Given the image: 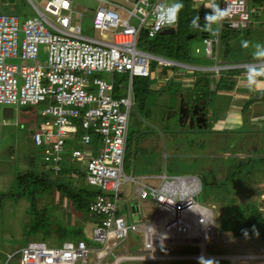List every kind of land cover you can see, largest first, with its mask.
Returning <instances> with one entry per match:
<instances>
[{
	"label": "rangeland",
	"instance_id": "rangeland-1",
	"mask_svg": "<svg viewBox=\"0 0 264 264\" xmlns=\"http://www.w3.org/2000/svg\"><path fill=\"white\" fill-rule=\"evenodd\" d=\"M46 1L35 0L40 9H43ZM163 1L167 4H183V7L178 12V23L171 27L174 32L171 34H159L157 38H148L141 31L137 36L136 47L155 56L181 61L188 65L204 66L205 68L193 69L176 64L162 66L151 58L150 76H135L133 78L131 84L133 106L129 112L123 172L125 176L133 177L136 181L128 178L121 179L117 207L119 213L125 217L128 223L140 224L143 221L144 214L147 215L146 221L152 223L157 206L150 195L146 198H140L138 193H136V188L139 186V181H141L142 177H145V183L154 187L157 186L159 178L156 176L157 179H155L151 176L155 175L154 173L166 171L168 175H185L193 179L197 186L198 193L196 194L199 195L196 197V194H192V197L188 196L183 200L184 202H198L208 210L207 212L205 211L207 214L202 213L199 217V229H197L200 233L199 236L194 238L183 237L179 239L181 242L175 243H171L172 240L168 239V244L158 246V254L170 258L126 260L120 264H230V260L224 257L235 255L249 257L242 258L235 264H264V243L259 238L233 237L230 233L222 232L219 229L220 221L224 218L227 211H232L233 213L239 207L249 204H254L264 209V165L260 168L261 171L249 174L248 170L250 167H243L247 164L250 157L255 158L259 153L258 151L264 150V126L258 120H264V116L257 118L260 115V111L264 109L260 110L253 104V102L258 101L254 98L252 103H250L251 105H247L246 110L243 111L241 119H234V117L228 116L229 112L224 107L228 97L224 94H218L216 91L214 85H221L222 81L220 82L218 78L215 79L213 73H216L215 70L219 67H206L212 63V60L206 54L205 44L201 35V32L209 25L202 23L201 28H199L197 16H195V9L200 8V4L206 2V9L202 11L205 14H212L210 25L215 26L216 16L214 11L212 12L211 4L214 0ZM117 2L125 4L124 0H117ZM73 4L76 6V12H82L84 15L80 21L82 34L101 38L99 30L92 27L89 18L98 2L96 0H73ZM247 6L249 10H252L249 27L246 31L243 29L229 31V33L239 32L249 44L242 45L241 41L237 42L232 49L234 53L233 61L245 60L247 57L246 53L254 57L253 50H256L262 56V60H264V0H247ZM84 7L89 8V10L83 11ZM15 10L16 13L19 10L23 11L25 17L35 14V11L28 3L22 0H18ZM193 16H195L194 20L196 19L197 22L195 25H193ZM75 17L77 18L76 13L73 14V23H78L79 19ZM131 23L135 24L136 19L132 18ZM106 33L110 40L109 32ZM258 36H261V38H258ZM258 42L262 43V45H257ZM213 47H215V44H213ZM178 50L182 53V56H180L181 54L176 55ZM218 50L219 53L223 52L222 43H220ZM46 56L47 46L40 45L39 60L44 61ZM260 56L259 58H261ZM177 69H181L182 72L180 71L179 73L178 71L177 73ZM233 69L230 71L239 72L247 76L257 71L264 73V65L256 67L243 66ZM228 70L220 69L219 71L227 72ZM221 72L216 73V75H220ZM165 75L168 77L167 80ZM175 75L180 78L179 81L174 78ZM93 76L107 80L112 79L114 96L127 95V90L130 89L127 73H114L111 75L105 72H96L89 78ZM173 78L174 80H172ZM203 80H206L210 87L212 86L213 88L211 87L210 90V87L206 86ZM196 81H201L199 84L202 85L203 89L199 85H195ZM258 85L264 86V84ZM197 86L205 92L203 93L202 91L200 97H204L203 99L206 97V104L208 105L206 109L207 124L201 129H194V127L187 126V124H181L174 113L180 104L181 95H184L185 99H191L189 100L190 103L193 100L201 99L198 97L199 92H196L195 89L193 91V88ZM218 99H220V102ZM262 102L264 103V100ZM44 105V103H38L15 107L14 116L10 119H2L0 115V194H3V192L8 194L10 192L18 193L15 178L18 171H21V165L26 158H32V170L46 174L49 179L54 180L53 174L43 161L41 149L33 145L30 137L35 125L42 121L39 112ZM2 107L0 105V110ZM238 121L239 123L236 124ZM28 124L31 128L29 129L27 126L26 128L28 129L24 130L23 127L25 128ZM223 128H250L251 133L254 134V139L250 143L248 142L249 144L241 140L238 141L236 138L240 137L241 133H237V131L233 132L234 134L230 133L224 139L223 135H220L221 132L217 131ZM168 129L169 131L166 132ZM250 137H252L251 134ZM256 137L260 138V140H257ZM75 146L77 145L70 144L65 146L62 152L63 165H66V161L68 164V156L66 155L68 150ZM228 157H239L240 159ZM27 160H25L26 167L28 166ZM232 160H235L236 164L242 165V172L238 175L243 180L237 186L225 189L221 194L219 191L222 188L208 187L207 196H203L205 191L204 178L209 180V182L223 180L224 176L228 175V172H226L227 166L229 167ZM223 162L227 165H222ZM252 166L254 167L253 170H258L260 164L254 163ZM193 167L202 168V172H207L206 174H199L201 180L198 174L196 175L194 172H190L191 174L182 173ZM72 168L74 169L73 166ZM64 177L66 180L70 178L69 180L77 187L83 186L88 190L94 189L93 186L88 185L79 177L77 179L70 177L68 172ZM200 181L203 185L202 190ZM33 195L35 196V205L33 207L30 205L31 199L28 196L16 198L15 196H0V248L5 239L16 246H22L30 240L38 239L41 231L31 230L29 232L27 231V226L34 220L39 219H37V215L33 217L32 213L38 212L37 210L45 206L47 207L46 214L51 226L56 223L77 226L79 224L83 225L84 221H86L84 219L85 215L74 209L73 204L65 196L59 194L57 189L47 188L42 192L37 189ZM132 203H136L139 208L138 212H132L130 209ZM200 208L201 206L198 205L199 210ZM91 227L92 221L86 222L83 225L84 234L77 236L89 240L92 233ZM43 228L47 231L49 230L47 222L44 223ZM175 229L180 230V228ZM73 233L71 230H66L67 237H76ZM53 237V240L49 241V243L53 245L59 244V238L55 234ZM138 237L139 239L137 240L136 236L131 234L114 248L113 253L127 252L132 255H149V252L143 248L142 236L138 234ZM72 240L75 239L72 238ZM204 248L207 253L206 256L209 258L200 256ZM17 257L18 255L8 259V257L5 258L2 255L0 264H15Z\"/></svg>",
	"mask_w": 264,
	"mask_h": 264
},
{
	"label": "built area",
	"instance_id": "built-area-1",
	"mask_svg": "<svg viewBox=\"0 0 264 264\" xmlns=\"http://www.w3.org/2000/svg\"><path fill=\"white\" fill-rule=\"evenodd\" d=\"M96 1L98 5L90 20L101 38L83 35L80 22L73 23L76 11L72 0H47L42 10L34 4L37 14L22 22L16 14L0 13V105L14 109L44 103L39 112L42 121L30 136L33 145L41 149L47 168L59 180L65 167H69L70 177L82 176L97 190L87 203V216L96 217L92 221L91 242L66 239L53 245L48 241H29L18 250L20 264H119L135 259H165L158 254V246L168 244V239L171 243L181 242L179 239L184 236L177 237L175 229L168 233L164 229L176 224L184 230L194 221L190 215L198 221L202 215L198 202L183 200L198 193L195 181L165 172L157 176V186L145 183L142 177L136 188L140 198L150 195L157 206L152 223H128L118 211L121 179L136 181L123 172L133 78L150 76L151 58L162 66L199 67L153 56L136 47L141 31L153 38L163 28L178 23V13L169 11L174 4L163 0H124L125 4L117 0ZM211 4L216 24L206 27L202 36L208 56L213 54L220 30H246L252 11L247 0H214ZM77 17L80 21L82 13H77ZM132 18L136 19L135 24L131 23ZM40 45L47 46L44 61L39 60ZM212 67H219L216 73L225 68L218 64ZM96 72L127 73V95H113L112 79L89 78ZM68 144L77 146L68 150V164L66 161L63 165L62 152ZM200 206L207 212L206 207ZM185 211L189 212L190 224L181 216ZM173 214L175 219L165 223ZM198 224L197 235L193 233L191 238L200 235ZM131 234L142 236L143 248L149 255L113 253ZM107 256L112 259L105 260Z\"/></svg>",
	"mask_w": 264,
	"mask_h": 264
},
{
	"label": "trees",
	"instance_id": "trees-1",
	"mask_svg": "<svg viewBox=\"0 0 264 264\" xmlns=\"http://www.w3.org/2000/svg\"><path fill=\"white\" fill-rule=\"evenodd\" d=\"M195 16H198L199 14H202L201 11H199L198 9H195ZM193 16V25H195L196 19L194 20ZM226 29V31H238V30H234V29H229L227 27H224ZM225 31V30H224ZM223 31V32H224ZM222 32V33H223ZM144 33V32H142ZM145 34V33H144ZM230 34V33H229ZM239 32H235L230 34V36H225V34H222L221 36H219V40H218V48H219V44L222 41V44L224 45V51L225 54H228V59L232 60L234 53L231 55V53L233 52V47L237 44V36H238ZM159 35V33L153 37V38H157ZM225 37H227V40H224ZM226 42V43H225ZM181 54V55H180ZM176 55H180L182 56V53L179 52V50L176 52ZM232 57V58H230ZM226 69V68H223ZM234 70V69H233ZM221 72V71H219ZM235 74L239 73V72H235L233 71ZM231 72L230 70L223 71L221 72L222 74L226 73L228 76V79H225V77H220L219 81L221 83V86L223 88L227 87L230 88L231 85L227 84V86H224L226 82H228L229 80H231ZM223 76V75H222ZM262 78L264 79V74H262ZM234 79V78H233ZM227 80V81H226ZM205 81V85L208 86V83ZM201 81H197V85H199L202 88V85H200ZM197 87H195L194 89L196 90V92H199V96L202 95V91L201 89H197ZM203 93H205L203 91ZM201 99L202 96L200 97ZM198 99V100H201ZM206 99V97H205ZM185 101H188L189 99H184ZM253 100V98H252ZM251 100V102H252ZM194 101V100H193ZM196 101V100H195ZM250 102V103H251ZM207 114V112H206ZM207 118V115H206ZM164 119V117H163ZM195 129V128H194ZM199 129V128H196ZM201 129V128H200ZM236 129V130H235ZM230 130V132H229ZM168 130H166V132H168ZM218 132H221L220 135H223L224 139L226 138L227 135L234 134L233 132L237 131V133H241L240 137L236 138V140L238 141H242L245 143H250V141L252 139H254V134L251 133L250 128H224L222 130L218 129ZM228 131V132H227ZM250 134L252 135V137H250ZM257 138V137H256ZM257 140H260V138H257ZM248 143V144H249ZM259 153L255 156V158L250 157L249 160L247 161V164L243 167L249 166V170H248V174L249 173H256V171L259 172V170L261 171V167L262 165H264V150L258 151ZM263 152V154H261ZM125 155V154H124ZM235 156V155H234ZM228 158H232V159H240L239 157H228ZM252 161V162H251ZM252 163V164H251ZM254 163H258L260 164L259 169L258 170H253V164ZM222 165H227L226 163H222ZM242 165L240 164H236L235 160H232L229 164V167L227 166V170L226 172H228V175L224 176L223 180H216V181H211L209 182V180L204 178V184H205V191L203 196H207V190L208 187L209 188H222L220 192L223 193L225 189L230 188V187H234L237 186L239 184L240 181L243 180L242 177H239V173L242 172ZM202 168L200 169L198 167L195 168H191V169H187L185 172H182L184 174H191V173H195L196 175L201 173L206 174L207 172H202L201 171ZM69 171V167H65L64 171L62 172V174H66ZM201 171V172H200ZM166 172V171H165ZM191 172V173H190ZM159 173V172H158ZM158 173H154L155 175ZM180 174V173H177ZM247 174V175H248ZM152 175V176H155ZM246 176V175H245ZM54 179V178H53ZM70 179V178H69ZM69 179H65L63 180V177L59 180L57 179H49L46 174L44 175L43 173H38L35 172L34 170L30 169L29 171H27L26 173H20L17 174V178H16V185H17V190L18 193H12L10 192L8 193H4L0 194V196L6 197V196H15L16 197H25L28 196L30 197L31 201H30V205L33 207L35 205V196L33 195L35 193V190L39 189L41 192L44 189L47 188H54L57 189L59 191V194L65 196L72 204L74 209H77L79 211L80 214L85 215V220L84 224H86V222H90V221H95L96 217L93 218H89L87 216V203L91 200V196L97 191L95 189L93 190H88L85 189L83 186L82 187H77L75 186L72 181H70ZM82 179V176H81ZM200 179V176H199ZM83 180V179H82ZM201 180V179H200ZM201 183V181H200ZM203 188V185L201 183V190ZM249 189V188H246ZM201 192V191H200ZM6 196H5V195ZM199 194H197L198 196ZM31 207V208H32ZM37 210V209H36ZM46 210L47 207H42L39 210H37L38 212H33L32 215L33 217H35V215H37V219L38 220H34L35 222H32L30 225L27 226V231L31 232V230L33 231H41V237L40 239L42 241H52L53 240V235L55 234V236H57L59 238V244L66 240V239H84L81 238L80 236L77 235H83L84 234V230H83V225L79 224L77 226H67V225H63L62 223H56L54 226H51L49 218L46 214ZM34 211V210H32ZM48 224L49 230H45L43 228L44 223ZM71 230L73 231V235L76 237H67L66 234V230ZM219 229L222 232H226V233H230L233 237H257L259 238L262 242H264V209L254 205V204H249L246 206H241L239 207L235 212L232 213V211H227V213L225 214L224 218L220 221L219 224ZM247 231V236L244 235V231ZM52 236V238H51ZM87 240V239H84ZM88 242H91V238H89V240H87Z\"/></svg>",
	"mask_w": 264,
	"mask_h": 264
},
{
	"label": "crops",
	"instance_id": "crops-1",
	"mask_svg": "<svg viewBox=\"0 0 264 264\" xmlns=\"http://www.w3.org/2000/svg\"><path fill=\"white\" fill-rule=\"evenodd\" d=\"M22 1H26L27 3H28V5L35 11V14H33L32 16H34V15H36L37 14V11H36V9L34 8V4H36L37 5V3L35 2V0H22ZM72 2H73V0H72ZM24 3V2H23ZM17 4H18V0H0V13H11V14H16L18 17H19V19H20V22H22L25 18H27V16L25 17L24 15H23V11H21V10H19V12H17L16 13V7H17ZM201 6H200V8L198 7L197 9L200 11L201 10V12H202V14H205L204 13V11H202L203 9H206V2H204V3H201L200 4ZM38 6V5H37ZM39 7V6H38ZM20 8V7H19ZM73 9H74V11H76V6L73 4ZM41 10H42V8H41ZM89 10V8H86V7H84L83 8V11H88ZM93 11H94V9H93ZM77 13H80V12H76V14ZM82 13V12H81ZM92 14H93V12H92ZM91 14V15H92ZM209 14H211V13H209ZM84 15H83V13H82V17H83ZM29 17H31V16H29ZM81 17V18H82ZM91 17V16H90ZM89 17V18H90ZM76 18V17H75ZM76 19H78V17L76 18ZM198 20V19H197ZM72 21H73V17H72ZM80 21H81V19H80ZM80 21H78V22H80ZM81 26V25H80ZM169 28H171V27H169ZM172 29V28H171ZM225 30V31H224ZM224 31V32H223ZM246 31V30H245ZM223 32V33H222ZM245 34H247L246 32H244ZM222 34H225V36H230V34L228 33V31H226V29L225 28H222L221 30H220V34H219V36H221ZM227 36V37H228ZM227 37H225V39L224 40H227ZM258 38H261V36H258ZM236 41L238 42H240L241 41V43H242V45H244V44H246L247 42H246V38L244 39L242 36H241V34L239 33L238 34V36H237V39H236ZM221 43H222V41H221ZM226 43V42H225ZM251 43V42H250ZM249 43H247V45H248ZM255 44H257V43H255ZM262 45V43H259L258 42V44L257 45ZM220 45V44H219ZM255 46V45H254ZM222 47H223V51H224V45L222 44ZM242 47V46H241ZM241 47H240V49H241ZM253 53H254V57L252 56L251 57V55L249 54V53H246V55H247V57L245 58V60H242V61H238V60H234L233 61V59L232 60H229L228 59V54H225V52H221V53H219V50H218V47H217V45H215V47H214V51H213V54H211V56H210V59L212 60V63L211 64H209V65H207L206 67H208V68H210L211 66H214V65H216V64H218V66H225V68L228 70H232L233 68H235V66L237 65L238 66V64L240 63V64H242L241 62H245V61H247V62H249V61H258V60H262V56H260V54L255 50H253ZM233 54V52L231 53V55ZM259 56L261 57V58H259ZM230 58H232V57H230ZM249 58V59H248ZM16 62H20V60L19 59H16L15 60ZM179 62V61H178ZM183 63V62H182ZM184 64V63H183ZM236 66V67H237ZM196 67H199V68H205L204 66H196ZM178 71H179V73H180V71L182 72V70L181 69H177V73H178ZM199 71H201V70H199ZM202 72V71H201ZM233 72V71H232ZM215 74V75H214ZM264 74V73H263ZM223 75V76H222ZM166 76V75H165ZM170 76H172L171 74H170ZM169 76V77H170ZM213 76H214V78L216 79V78H218V79H220V77H225V79H228V76H229V74L227 75L226 73H224V74H220V75H216V73H213ZM231 80H229L228 82H226L225 83V85L224 86H227V84H229V85H231L230 86V88H227V87H225V88H223L221 85H214L215 87H216V91H217V93L218 94H224L226 97H228V98H226L227 99V101H225V103H224V107H225V109H226V111H228L229 112V117H234V119L236 118V119H241V116H243V111L244 110H246V107H247V105H249L250 104V102H251V100H252V98H253V100H254V98H256L258 101H260V102H258L257 100V102H253V104H255L256 105V107L258 108V109H264V103L262 102L263 100H264V86L263 85H258V84H264V79L262 78V72H252L249 76H247V75H245V74H241V73H237V74H235L234 72L233 73H231ZM166 78H168L167 76H166ZM165 78V79H166ZM174 78H176V80H180V78L179 77H177L176 75H175V77ZM174 78L172 79V80H174ZM234 78V79H233ZM227 81V80H226ZM204 83H205V81H204ZM209 84V83H208ZM195 85H197V81H196V83H195ZM209 87H210V84L208 85ZM218 86V87H217ZM193 87H194V85H193ZM212 87V86H211ZM211 87H210V90H211ZM213 88V87H212ZM222 88V89H221ZM193 91H194V88H193ZM219 91V92H218ZM181 95V94H180ZM182 96V99L181 100H183L184 101V95H181ZM191 97H192V95H191ZM190 100V99H189ZM203 101H204V110L206 111V109L208 108V105L206 104V100H207V98L206 99H202ZM219 100V102H220V99H218ZM252 100V101H253ZM252 103V102H251ZM251 105V104H250ZM24 106H27V105H24ZM207 112V111H206ZM0 115H1V112H0ZM13 116H14V109H13ZM13 116H12V118H13ZM262 116H264V110H262V111H260V115H258L257 116V118H259V117H262ZM237 117H239V118H237ZM2 118V117H1ZM2 119H5V118H2ZM10 119V118H9ZM259 121H261L262 122V124H263V126H264V120H261V119H258ZM224 121H225V119H224ZM226 123V122H225ZM239 123V121L236 123V124H238ZM38 124V123H37ZM23 125H25V123H23ZM29 127V129L31 128V126L28 124V125H26L25 126V128L23 127V129L24 130H27L28 128H26V127ZM224 129V128H223ZM31 137V136H30ZM68 145H70V144H68ZM28 159V160H27ZM25 160H27L28 161V166L26 167L25 166ZM24 160V162L22 163V169H21V171H18V173L17 174H20V173H26L27 171H29L30 169H32V158H26ZM49 170V169H48ZM49 171H51V170H49ZM64 171V170H63ZM62 171V172H63ZM163 172H165V171H163ZM162 172V173H163ZM51 173L53 174V178L54 179H57L58 180V178H55L54 177V173L51 171ZM162 173H158V174H156L155 176H151L152 178H155V179H157L156 178V176H158L159 174H162ZM166 173V172H165ZM17 174H16V178H17ZM168 174V173H167ZM63 177V180H64V174H62L61 173V178ZM148 177V176H147ZM146 177V178H147ZM16 178H15V184H16ZM19 197V196H18ZM130 209L132 210V212H138V206L136 205V210H133L132 209V207L130 206ZM77 210V209H76ZM78 211V210H77ZM79 212V211H78ZM150 215V214H149ZM145 216V217H144ZM144 216H143V221L145 220L146 221V216L147 215H145L144 214ZM33 222H35V221H33ZM25 231V230H24ZM34 234V233H33ZM23 236V235H22ZM136 236V238H137V240L139 239V237H138V235H135ZM40 237H41V234L40 235H38V239H35V240H30V241H36V240H41L40 239ZM8 238V237H7ZM132 239V238H131ZM29 242V241H28ZM49 242V241H48ZM264 243V242H263ZM10 246H14V247H10ZM23 246V245H22ZM21 246H16L14 243H10V242H8L6 239H5V241L2 243V247L0 248V253H1V257H2V255H3V257L5 256V258L6 257H8V259H11V258H13V257H15V256H17L18 255V257L16 258V262H15V264H20V262H19V253H18V250H19V248H20ZM0 257V258H1ZM112 257V256H111ZM111 257H109V256H107L106 257V259L105 260H107V261H110L111 260ZM121 262H123V261H121ZM120 262V263H121ZM119 263V264H120Z\"/></svg>",
	"mask_w": 264,
	"mask_h": 264
},
{
	"label": "water",
	"instance_id": "water-1",
	"mask_svg": "<svg viewBox=\"0 0 264 264\" xmlns=\"http://www.w3.org/2000/svg\"><path fill=\"white\" fill-rule=\"evenodd\" d=\"M198 19V27L201 28L202 23H204L205 25H210L211 24V19H212V14H199L197 16ZM174 30L171 28H164L160 31V34H171L173 33ZM204 31L201 32V35L204 36ZM196 106H193V112L195 111ZM182 107L179 110V114L180 116L178 117V120H180L181 118V113H182ZM1 112V117L5 118V119H9L12 118L13 116V108L11 106H3L2 109L0 110ZM206 121L207 118L206 116L202 113L200 118H191V120L189 121V126L190 127H194V125H196L197 128H203L206 126ZM200 122V124H199ZM198 123V124H197ZM131 207L133 210H136V203H132Z\"/></svg>",
	"mask_w": 264,
	"mask_h": 264
},
{
	"label": "bare ground",
	"instance_id": "bare-ground-1",
	"mask_svg": "<svg viewBox=\"0 0 264 264\" xmlns=\"http://www.w3.org/2000/svg\"><path fill=\"white\" fill-rule=\"evenodd\" d=\"M199 211H200V214L205 213V210H203L202 207L200 208ZM174 213L176 214V212H174ZM187 215H189V212H187V211L182 212V214H181V216H183L184 219L187 220L189 224L192 222L191 219H193L194 221L192 222V224H194V225L191 224V226H189V228L184 227V230H182V228H180V230H176L175 228H179V227L176 224H174L169 229H164L163 228L164 231L166 233H168V231H171V230L175 229L177 231L176 232L177 237L178 236H182V237L184 236V237L191 238L193 236V233H194V236H195V234H196V231H195L196 230V224L198 223V220L195 219L191 215H190V218L191 219L190 218L188 219L187 218ZM174 219H175V215L173 214V216H171V217L169 216V217L166 218V222L165 223L172 222ZM206 254L207 253H206L205 248H204L200 256H202V257H208V256H206ZM167 258H170V257H167ZM224 258L230 260V264H235L238 260H240L242 258H249V257L235 255V256H225Z\"/></svg>",
	"mask_w": 264,
	"mask_h": 264
},
{
	"label": "flooded vegetation",
	"instance_id": "flooded-vegetation-1",
	"mask_svg": "<svg viewBox=\"0 0 264 264\" xmlns=\"http://www.w3.org/2000/svg\"><path fill=\"white\" fill-rule=\"evenodd\" d=\"M193 106H196L194 112H193ZM203 106H204V101L202 99L197 100V101L194 100L192 103H190L189 100L188 101L180 100V104L178 106V109L174 113L177 115V118H178L180 116L179 110L182 107V110H181L182 113H181V118H180L179 122L181 124H187V126H188L191 118H197V117L200 118L202 113L205 116L207 115ZM199 124H200V122H199ZM194 128H197L196 125H194Z\"/></svg>",
	"mask_w": 264,
	"mask_h": 264
},
{
	"label": "clouds",
	"instance_id": "clouds-1",
	"mask_svg": "<svg viewBox=\"0 0 264 264\" xmlns=\"http://www.w3.org/2000/svg\"><path fill=\"white\" fill-rule=\"evenodd\" d=\"M183 7V4H181V3H177V4H174L173 5V8L172 9H169V11H173L174 10V12H176V13H178L179 12V9L180 8H182ZM178 18H179V16H178ZM164 29V28H163ZM159 34H160V32H159ZM148 53V52H147ZM152 55V54H151ZM153 56H155V55H153ZM162 58H164V57H162ZM165 59H169V58H165ZM169 60H173V59H169ZM173 61H175V62H177V63H181V64H183L181 61H177V60H173ZM256 63V64H255ZM259 63H263V64H259ZM185 64V63H184ZM185 65H187V66H194V65H188V64H185ZM262 65H264V60H258V61H251V62H243L242 64H238V66L236 67L235 66V68H239V67H243V66H246V67H256V66H262ZM194 67H196V66H194ZM211 68V67H210ZM223 69V68H222ZM201 184V183H200ZM200 204V203H199ZM201 205V204H200ZM244 235L245 236H247V231L245 230L244 231Z\"/></svg>",
	"mask_w": 264,
	"mask_h": 264
}]
</instances>
